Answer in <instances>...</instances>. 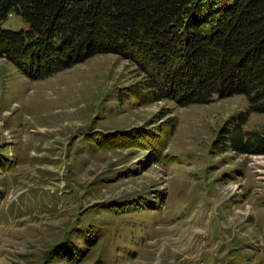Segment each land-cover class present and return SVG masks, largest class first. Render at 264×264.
Wrapping results in <instances>:
<instances>
[{
  "label": "rangeland",
  "instance_id": "374dc122",
  "mask_svg": "<svg viewBox=\"0 0 264 264\" xmlns=\"http://www.w3.org/2000/svg\"><path fill=\"white\" fill-rule=\"evenodd\" d=\"M143 81L114 52L39 78L0 56V264H264V153L220 142L246 96ZM242 128L264 134V112Z\"/></svg>",
  "mask_w": 264,
  "mask_h": 264
},
{
  "label": "trees",
  "instance_id": "16d2710c",
  "mask_svg": "<svg viewBox=\"0 0 264 264\" xmlns=\"http://www.w3.org/2000/svg\"><path fill=\"white\" fill-rule=\"evenodd\" d=\"M16 13L27 27L2 21ZM97 52L133 61L151 98L179 104L243 93L248 108L221 130L222 148L264 153V134L242 128L264 112V0H0V56L29 77Z\"/></svg>",
  "mask_w": 264,
  "mask_h": 264
},
{
  "label": "bare ground",
  "instance_id": "6f19581e",
  "mask_svg": "<svg viewBox=\"0 0 264 264\" xmlns=\"http://www.w3.org/2000/svg\"><path fill=\"white\" fill-rule=\"evenodd\" d=\"M257 164H260L261 166H264V162H256Z\"/></svg>",
  "mask_w": 264,
  "mask_h": 264
}]
</instances>
